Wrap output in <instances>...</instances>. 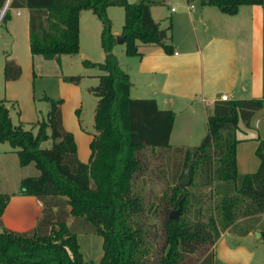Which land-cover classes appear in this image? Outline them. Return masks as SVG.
Listing matches in <instances>:
<instances>
[{
    "label": "trees",
    "instance_id": "obj_1",
    "mask_svg": "<svg viewBox=\"0 0 264 264\" xmlns=\"http://www.w3.org/2000/svg\"><path fill=\"white\" fill-rule=\"evenodd\" d=\"M7 1L0 0V9ZM200 1L229 16L236 15L243 6H264V0ZM111 7L125 9L120 37H125L129 57L141 56L139 42L159 46L168 55L174 53L173 46L166 43L170 28L162 29L155 22L145 2L12 0L11 9L30 11L33 56L56 60L61 65L63 56L78 55L80 17L82 12L91 11L102 23L101 45L106 58L103 63L83 62L86 68L104 73L99 86L92 90L99 101L95 112L97 134L90 145L88 163L79 160L75 138L64 128L62 100L45 98L50 111L34 134L23 125L13 124L7 101L0 96V142L17 150L22 168L34 164L40 173L21 181L20 194L43 203L42 216L32 230L3 228L0 264H87L74 232L78 225L104 239L101 264H218L213 247L221 235L234 231L247 236L254 226L242 228L240 221L254 223L264 215V138L259 140L257 150L259 170L247 175L240 189L236 187L240 124L250 125L255 113L264 107V98L218 101L202 144L176 149L185 152L181 178L190 167V187L210 188V204L205 207L207 201L203 199L207 195L196 196L178 179L173 196L160 207L162 242L152 247L155 235L144 226L146 206L136 187L148 170L144 152L172 149L176 114L161 110L156 100L131 98L130 76L114 54L120 37L113 34L108 14ZM10 18L8 12L5 20ZM4 74L6 82L17 81L23 69L9 59ZM65 80L79 85L82 77ZM49 140L52 147L43 149L42 144ZM9 200V196L0 195V218ZM181 201L178 219L171 220V213L179 209ZM261 237L264 241V224Z\"/></svg>",
    "mask_w": 264,
    "mask_h": 264
},
{
    "label": "rangeland",
    "instance_id": "obj_2",
    "mask_svg": "<svg viewBox=\"0 0 264 264\" xmlns=\"http://www.w3.org/2000/svg\"><path fill=\"white\" fill-rule=\"evenodd\" d=\"M181 4V0H172L171 8H175L180 13L184 10ZM111 8H113L111 10V16L113 18L114 30L122 33L125 25V9L122 7ZM160 11L164 18L171 17L172 15L167 7L160 8ZM212 11L218 13V15H222L215 7L212 8ZM10 12L12 19L4 20L0 24V96L7 101V107L11 110L13 124L16 126L23 125L25 130L33 131L34 134H37L40 123L47 120L50 111V104L45 98L62 100L63 104L61 110L64 128L66 131L72 133L75 138L79 160L88 163L91 157L90 145L95 134H97L95 129V112L99 101V98L92 90L99 86L100 76L104 73L97 68H86L83 62L87 60L93 63H103L105 61L101 57V54L104 53L101 45L102 23L96 18L93 12L88 11V13L94 17V22L99 25V41L97 42L95 39V31L91 32L93 27L95 29V25L89 22V25H87L85 20H83L82 34L80 36V52L76 56H63V64L61 66L57 64L56 60L47 61L42 56L35 62L29 50V42L26 40L25 36V33H28V25L26 27V25L23 24L26 12L24 10L21 11L23 17H18L16 15L17 10L11 9ZM223 17L227 22L235 21V23L238 22L237 24L246 25L248 30L250 27H253L248 22L242 23L241 20L230 18L231 16L223 15ZM170 22V19H168L166 25L164 24L162 26V29H168L171 26ZM227 25L231 26L230 24ZM12 27L15 29L14 32L17 34V37L13 35L14 33L11 31ZM246 27H243L244 31ZM236 29H238V27ZM222 30H225V37L230 38L229 35L232 29L230 30L224 26ZM260 35L261 33L259 30H253L252 33H247L248 46L246 49L250 51L249 56H251L252 53L257 56L259 52ZM173 36L174 32L173 29H171V31H168L167 44H173ZM176 36L179 41H183L184 35L179 28L177 29ZM234 39L236 40V38ZM262 49L263 48L260 46V51H262ZM14 51L15 55L18 56L19 62L23 64H20L23 69V74L18 81L8 86L5 80L4 69L7 61L12 59L9 58V54ZM114 54L118 57L122 68L131 76V67L135 58H131L126 54V45L117 43ZM262 55L263 57L259 60L260 65L264 63V54ZM248 64L250 66V63ZM247 75L246 79L243 78L241 82L248 80L249 74ZM198 76L199 75H195V71H190L188 76L189 87H191L193 91H195L197 87L199 80ZM67 77H82V80L79 85H75L67 82L65 80ZM197 94H200V91ZM134 96H137L136 93L133 94L132 98H136ZM197 97L201 98L199 95ZM197 97L194 96L191 98L192 102H194V100L196 101ZM188 105L189 102L187 100L178 101L173 105L175 112L178 114V121L174 139L170 142L172 149L147 150L144 152L145 159L148 163V170L145 172L142 179L137 182L136 190L143 196L146 206L147 212L144 226L155 235V237L151 239L152 247L162 242L163 216L160 212V207L165 200L173 196L178 179L181 181L185 179V177H183V179L181 178L185 152H176V149L180 148V144L182 143L187 144L184 147L186 149L200 146L208 134V123L203 115L200 117L198 116V119L193 123L188 122L184 119V116H181L184 108ZM161 108L166 107L162 105ZM259 111L257 112L259 113ZM254 122L255 120H253V123ZM253 123L251 121V124ZM251 124L248 126L242 123V131L238 133V139L240 140L238 145L239 172L236 183L238 189L242 187L245 177L257 172L260 166V159L256 154L257 149H253V142H257L256 138H258L260 134H264V119L257 129L253 125L251 126ZM244 131H246L248 135H246ZM50 133L51 131L49 130V134ZM52 144V140H49L43 143L41 147L43 149H50ZM4 145L6 147H11L9 143ZM253 162L256 164V167L251 169L250 166ZM16 167L18 168L20 166ZM16 167H13V165L9 163L6 169L8 172V186L6 187L7 189L5 187H0V193L5 192V190L6 192H17L20 189L19 182L17 181L18 178L21 176L33 177L39 174L34 164L24 169L23 172L19 174H17L19 170H17ZM249 170H254L255 172L249 173ZM2 177L0 178L2 179ZM190 185L191 181L186 188H189L196 196L207 195V197L203 199V201H207L211 191L210 188L204 187L199 190L193 187L191 188ZM0 186H2V184H0ZM209 201L210 200L207 201L205 207L210 204ZM151 205H153V208L149 210ZM177 210L178 209L173 212ZM263 224L264 215L260 216L259 220L254 223L248 224L245 221H240L239 225L242 228L254 226L253 236L243 239L229 235L225 239V244L220 245L217 250L218 264H236V262L242 264L239 261L248 262V264H264V241L260 240L258 235L255 234L261 233ZM78 227L74 228V232L77 234L86 263L101 264L104 256V239L81 227V225H78ZM2 231L3 229L1 232ZM232 233L237 234L234 231ZM195 257H197V255Z\"/></svg>",
    "mask_w": 264,
    "mask_h": 264
},
{
    "label": "crops",
    "instance_id": "obj_3",
    "mask_svg": "<svg viewBox=\"0 0 264 264\" xmlns=\"http://www.w3.org/2000/svg\"><path fill=\"white\" fill-rule=\"evenodd\" d=\"M129 2L135 5L142 2L147 3L151 7V14L155 22L162 28L164 24L166 25V21L170 19L171 26L169 28L170 31L173 29L174 32V42L172 44L174 53L172 55L166 54L159 46L138 43L141 56L131 57L135 58V61L131 67V76L128 73L132 82L131 98L133 94L136 93L137 96H134L136 98L133 99H153L157 101L161 110H172L174 112L173 105H175L176 102L187 100L189 105L184 108L181 116H184V119L190 123H193L198 119V116L200 117L201 115L204 116L208 123L209 117L214 113L215 103L221 101L222 96H228L230 100L264 98V63L260 65L259 61L261 57H263L262 54H264V6H243L236 15L230 17L236 18L235 20H241L242 23L248 22L254 27V29L250 27L248 30L246 25L237 24L238 22L235 23V21H225L223 15H229L224 14L217 8L222 14L218 15V13L212 11L213 7L202 5L200 0H193L191 2L181 0V7L184 10L180 13L175 8H171L172 0H129ZM165 7L172 13L171 17H162L160 8ZM112 9L113 8H109L108 14L113 21L111 16ZM14 10H17L16 15L18 17H23L22 10L26 12L23 24L26 25V27L28 25V33L26 32L25 36L26 40L29 42V50L31 51L30 11L27 8ZM10 19H12V15ZM83 20H85L87 25H89V23L95 25V29L93 27L91 32L95 31V39L98 42L99 25L94 22V17H92L88 11L82 12L80 17V36L82 34ZM221 26H226L230 30L232 29L229 35L230 38L225 37V30H222ZM244 26L246 27L245 31L243 30ZM237 27L238 29H236ZM178 28L184 35L183 41L181 40L182 42L179 41L176 36ZM11 29L14 33L13 35L17 37V34L14 32L15 29L13 27ZM253 30H259L261 33L259 36V52L257 56L256 54L254 55V53L249 56L250 51L246 49L248 46L247 33H252ZM113 34L116 37L122 35V33L114 30V24ZM234 38H236V40ZM260 46L263 48V53L260 51ZM17 57L15 51L9 54V58L15 60L19 65H23L19 62ZM39 57L38 55L33 56L35 62L39 60ZM101 57L105 60V52L101 54ZM248 63H250V66ZM57 64L59 63L57 62ZM62 64L63 57L61 58V66ZM190 71H195V75H199L195 91L189 87L188 76ZM247 74H249L248 80L241 82L243 78L246 79V76H248ZM14 82L16 81L7 82V85L11 86ZM199 91L200 94H197ZM198 95L201 98H198ZM194 96L197 97L196 101L198 102L195 100L192 102L191 98ZM162 105L166 108H161ZM175 113V125L170 142L174 139L178 121V114L177 112ZM263 119L264 109L262 108L259 113L257 112L253 116L251 121L253 123V120H255V122L253 124L250 122V124L257 129L260 127ZM241 125L242 123L240 124L242 131L243 127ZM244 133L248 135L246 131H244ZM262 138H264V134H260L258 138H256L257 142H253L254 150H258L257 145L259 147V140ZM4 144L6 143L0 142V177L3 176L2 179L0 178V184H2L0 187L6 188L8 186V172L6 169L9 163H11L13 167L20 166V164L17 150L12 147H6ZM186 145V143H182L180 147H185ZM31 165L24 168L21 166L18 167L20 169L16 167L17 170H19L17 174L22 173L24 169L29 168ZM250 167L252 169L256 167V164L253 162ZM248 172L252 173L255 171L249 170ZM39 174L33 177H37ZM25 178L28 177L21 176L18 178L17 181L19 182V186L21 185V181ZM0 195H7L10 197L5 212L0 218V233L4 227L19 232L29 231L35 228L38 219L43 213V203L41 200L33 196L21 195L20 189L17 192H6L5 190V192L0 193ZM255 234L262 240L261 233ZM229 235L246 239L252 237L253 232L247 236H240L231 231L223 233L213 247V252L215 253L217 261V250L220 245L225 244V239ZM239 262L248 264V262ZM236 264L239 263L236 262Z\"/></svg>",
    "mask_w": 264,
    "mask_h": 264
},
{
    "label": "water",
    "instance_id": "obj_4",
    "mask_svg": "<svg viewBox=\"0 0 264 264\" xmlns=\"http://www.w3.org/2000/svg\"><path fill=\"white\" fill-rule=\"evenodd\" d=\"M124 42H125V37H120L117 39V43H119V44H124ZM190 181H191L190 167H188L185 171V179L181 182V186H184V187L188 186L190 184ZM181 210H182V201L180 202L179 209L177 211L171 213L170 219L171 220L178 219V217L181 213Z\"/></svg>",
    "mask_w": 264,
    "mask_h": 264
},
{
    "label": "built area",
    "instance_id": "obj_5",
    "mask_svg": "<svg viewBox=\"0 0 264 264\" xmlns=\"http://www.w3.org/2000/svg\"><path fill=\"white\" fill-rule=\"evenodd\" d=\"M11 3L12 0H8L5 6L2 9H0V24L5 20L8 12L11 11ZM221 101H230V99L228 96H222Z\"/></svg>",
    "mask_w": 264,
    "mask_h": 264
}]
</instances>
